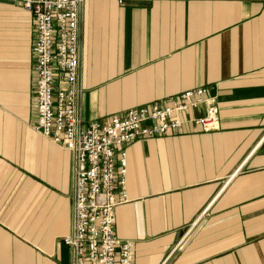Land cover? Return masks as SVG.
<instances>
[{
    "label": "crops",
    "instance_id": "0c3cea01",
    "mask_svg": "<svg viewBox=\"0 0 264 264\" xmlns=\"http://www.w3.org/2000/svg\"><path fill=\"white\" fill-rule=\"evenodd\" d=\"M82 27L85 124L199 87L218 107L127 147L135 264H264V0H86ZM35 39L0 0V264H71L74 155L34 128Z\"/></svg>",
    "mask_w": 264,
    "mask_h": 264
},
{
    "label": "built area",
    "instance_id": "2783aa9c",
    "mask_svg": "<svg viewBox=\"0 0 264 264\" xmlns=\"http://www.w3.org/2000/svg\"><path fill=\"white\" fill-rule=\"evenodd\" d=\"M34 21L37 120L34 128L74 155L73 222L63 242L71 264H135L134 245L117 234V208L129 201L127 147L176 134L201 103L195 124L209 131L218 107L207 87L185 91L85 124L81 75L86 0H21Z\"/></svg>",
    "mask_w": 264,
    "mask_h": 264
}]
</instances>
